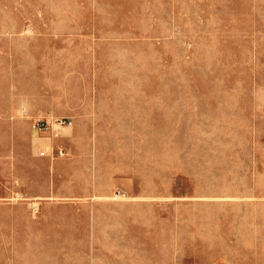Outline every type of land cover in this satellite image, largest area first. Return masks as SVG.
<instances>
[{
	"label": "rangeland",
	"instance_id": "374dc122",
	"mask_svg": "<svg viewBox=\"0 0 264 264\" xmlns=\"http://www.w3.org/2000/svg\"><path fill=\"white\" fill-rule=\"evenodd\" d=\"M0 264H264V0H0Z\"/></svg>",
	"mask_w": 264,
	"mask_h": 264
},
{
	"label": "bare ground",
	"instance_id": "6f19581e",
	"mask_svg": "<svg viewBox=\"0 0 264 264\" xmlns=\"http://www.w3.org/2000/svg\"><path fill=\"white\" fill-rule=\"evenodd\" d=\"M129 189H130V188H129ZM129 189H128V190H129ZM125 190H126V189H125ZM130 193H131V192H130Z\"/></svg>",
	"mask_w": 264,
	"mask_h": 264
}]
</instances>
